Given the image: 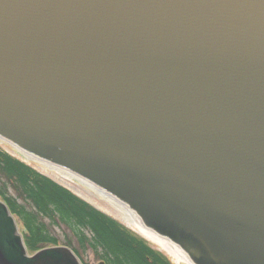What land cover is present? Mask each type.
Listing matches in <instances>:
<instances>
[{"label":"water","instance_id":"95a60500","mask_svg":"<svg viewBox=\"0 0 264 264\" xmlns=\"http://www.w3.org/2000/svg\"><path fill=\"white\" fill-rule=\"evenodd\" d=\"M0 137L194 264H264V0H0Z\"/></svg>","mask_w":264,"mask_h":264},{"label":"trees","instance_id":"16d2710c","mask_svg":"<svg viewBox=\"0 0 264 264\" xmlns=\"http://www.w3.org/2000/svg\"><path fill=\"white\" fill-rule=\"evenodd\" d=\"M0 175L9 180L30 204L31 208H27L17 203L15 198L5 195V187L0 189L13 212L24 221L29 249L56 242L41 221L46 217L52 223L58 219L72 232L82 251L90 249L105 264H173L116 219L2 151Z\"/></svg>","mask_w":264,"mask_h":264},{"label":"rangeland","instance_id":"374dc122","mask_svg":"<svg viewBox=\"0 0 264 264\" xmlns=\"http://www.w3.org/2000/svg\"><path fill=\"white\" fill-rule=\"evenodd\" d=\"M2 148L3 149L5 148L4 150H6L11 155H13L15 157L18 156V154L15 151L11 150L10 148L8 149V148L4 147L3 145H2ZM23 155L28 160H32V161L36 162V163L31 162L30 165L33 168H35L39 172L49 176L50 178H53L56 181L62 183L64 186L68 187L73 192L81 195L82 197H85L87 200H89L91 203L95 204L97 207H99L101 210H103L104 212H106L110 216H112V217H114V218H116V219H118L124 223V218H122L123 216L109 202H107L100 194H98V193L96 194L95 191L91 190L83 182H79L78 180H76L72 177H68V175L63 173L64 169H59V168L54 167L50 164H45L40 160H36L32 157H29L25 154H23ZM19 157L22 160H24V158H22L21 156H19ZM52 170L55 172H53ZM8 193L12 194V195H17L15 188L10 183H8ZM45 222L47 223V227H48L49 231L51 232L52 235H54L57 238L58 242L63 244L66 241V239H65L66 236H68L71 240L72 247L77 248V243L74 240V236H73L72 232L67 227H63V226L50 227L48 225L47 220H45ZM127 223H125V224L127 226H129L130 224L129 223L127 224ZM129 227H131L133 230L137 231L136 228H134L132 225H130ZM20 228L23 230L21 223H20ZM150 241H151V239H150ZM151 243L154 246V248L155 247L159 248V249L162 248L161 247L162 245H160V244L158 245V244H156V242L154 243V241ZM83 260L88 264H96L98 262L97 257L90 250H86L83 253Z\"/></svg>","mask_w":264,"mask_h":264},{"label":"bare ground","instance_id":"6f19581e","mask_svg":"<svg viewBox=\"0 0 264 264\" xmlns=\"http://www.w3.org/2000/svg\"><path fill=\"white\" fill-rule=\"evenodd\" d=\"M34 159H36V158H34ZM36 160H39V159H36ZM40 161H42V160H40ZM43 163H45V162H43ZM45 164H49V163H45ZM50 165H52V164H50ZM54 167H57L59 169H62V168H60L58 166H54ZM63 171H64L63 173H65L66 175H68V177H72V178L78 180L79 182H83L91 190L95 191L96 194L97 193L100 194L107 202H109L123 216L122 218H124V223H127L128 222L130 225H132L134 228H136V230L138 232H140L143 236H145L147 239L149 238L148 240L151 239V241L153 240L154 242L162 245L176 259H182L183 261L189 262V260L187 259V257L184 255V253L178 247H176L175 245H173L170 242H168L165 239H163L161 236L157 235L156 233H154L151 230H149L146 227H144L138 218H136L134 215H132L130 212H128L126 209H124L122 206H120L106 192L102 191L101 189H99L95 185L91 184L87 180H85V179L79 177L78 175L70 172L69 170H65L64 169Z\"/></svg>","mask_w":264,"mask_h":264},{"label":"flooded vegetation","instance_id":"af4514ba","mask_svg":"<svg viewBox=\"0 0 264 264\" xmlns=\"http://www.w3.org/2000/svg\"><path fill=\"white\" fill-rule=\"evenodd\" d=\"M13 242H14V240H12V243H13ZM6 243H7V244H9V242H8V241H7ZM12 243H11V247H10V248H11V250H12ZM12 251H13V250H12ZM76 253H77V254H80V251H78V249H77V250H76ZM78 256H79V255H78ZM79 259L83 261V259H82V258H80V256H79Z\"/></svg>","mask_w":264,"mask_h":264}]
</instances>
